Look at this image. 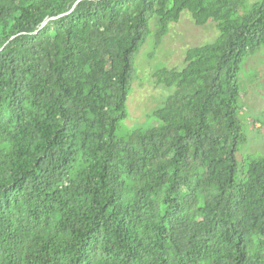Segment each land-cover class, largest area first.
Returning a JSON list of instances; mask_svg holds the SVG:
<instances>
[{
	"label": "trees",
	"instance_id": "1",
	"mask_svg": "<svg viewBox=\"0 0 264 264\" xmlns=\"http://www.w3.org/2000/svg\"><path fill=\"white\" fill-rule=\"evenodd\" d=\"M182 11L218 38L117 137L149 17L157 45ZM260 47L264 0H0V264H264V156L235 160Z\"/></svg>",
	"mask_w": 264,
	"mask_h": 264
},
{
	"label": "rangeland",
	"instance_id": "2",
	"mask_svg": "<svg viewBox=\"0 0 264 264\" xmlns=\"http://www.w3.org/2000/svg\"><path fill=\"white\" fill-rule=\"evenodd\" d=\"M156 17L148 20L146 37L132 57L133 77L125 103L126 117L118 123L117 137H126L135 130L157 125L152 116L175 88L156 85L153 73L158 69L181 70L186 51L196 45L214 42L218 38L215 23L208 20L195 26L187 11H182L177 22L168 25L167 34L155 44ZM240 97L237 119L243 143L237 146L236 178H243L249 159L264 156V47L245 56L238 72Z\"/></svg>",
	"mask_w": 264,
	"mask_h": 264
},
{
	"label": "water",
	"instance_id": "3",
	"mask_svg": "<svg viewBox=\"0 0 264 264\" xmlns=\"http://www.w3.org/2000/svg\"><path fill=\"white\" fill-rule=\"evenodd\" d=\"M78 1H76V3H77ZM49 19H53V18H49ZM49 19H45L41 24H40V28L42 27V26H44L45 24H46V22L49 20Z\"/></svg>",
	"mask_w": 264,
	"mask_h": 264
}]
</instances>
